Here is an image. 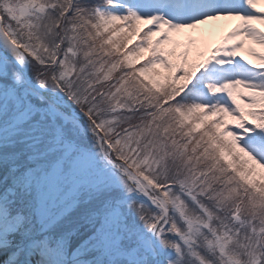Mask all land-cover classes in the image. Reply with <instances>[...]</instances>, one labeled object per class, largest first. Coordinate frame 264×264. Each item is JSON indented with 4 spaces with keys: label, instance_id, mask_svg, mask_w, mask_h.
Here are the masks:
<instances>
[{
    "label": "snow or ice",
    "instance_id": "6c2138e0",
    "mask_svg": "<svg viewBox=\"0 0 264 264\" xmlns=\"http://www.w3.org/2000/svg\"><path fill=\"white\" fill-rule=\"evenodd\" d=\"M0 264H264V0H0Z\"/></svg>",
    "mask_w": 264,
    "mask_h": 264
}]
</instances>
